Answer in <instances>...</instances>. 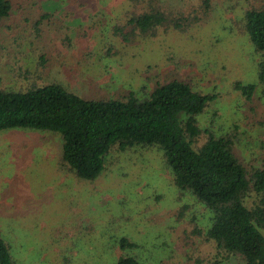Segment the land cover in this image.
Returning <instances> with one entry per match:
<instances>
[{
    "label": "rangeland",
    "instance_id": "1",
    "mask_svg": "<svg viewBox=\"0 0 264 264\" xmlns=\"http://www.w3.org/2000/svg\"><path fill=\"white\" fill-rule=\"evenodd\" d=\"M200 1L11 0L0 21V89L57 83L104 99L147 96L158 84L184 80L215 96L197 116L200 130L233 133L235 154L260 166L264 86L261 56L243 30L244 0H217L208 18L183 32L161 27L127 43L114 33L149 4L187 12ZM236 82L255 87L244 95ZM62 142L48 130H0V236L14 264H113L121 237L138 244L128 252L141 264H215L212 242L197 232L212 213L175 187L157 147L114 149L100 176L84 180L60 165Z\"/></svg>",
    "mask_w": 264,
    "mask_h": 264
},
{
    "label": "trees",
    "instance_id": "2",
    "mask_svg": "<svg viewBox=\"0 0 264 264\" xmlns=\"http://www.w3.org/2000/svg\"><path fill=\"white\" fill-rule=\"evenodd\" d=\"M216 3L201 0L187 12L149 4L139 13H129L125 26H115L114 33L127 43L155 36L161 27L164 32H183L208 18ZM244 3L243 30L261 56L257 79L264 86V0ZM11 9V0H0V21ZM235 87L249 95L255 85L236 82ZM214 98L180 79L158 84L147 96L130 92L104 99L81 97L57 83L22 91L0 89V130L23 127L60 133V165L84 180L100 176L114 149L157 147L175 187L189 192L212 213L210 226L197 232L212 242L214 263L235 258L241 264H264V163L246 166L233 150V133L215 136L200 130L197 116ZM119 247L122 253L113 264H141L128 252L137 243L121 237ZM0 264H14L10 246L1 236Z\"/></svg>",
    "mask_w": 264,
    "mask_h": 264
}]
</instances>
